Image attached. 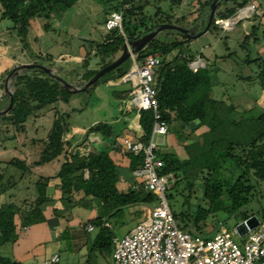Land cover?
Returning <instances> with one entry per match:
<instances>
[{"label": "trees", "instance_id": "trees-1", "mask_svg": "<svg viewBox=\"0 0 264 264\" xmlns=\"http://www.w3.org/2000/svg\"><path fill=\"white\" fill-rule=\"evenodd\" d=\"M110 1L105 0V3ZM114 1L115 10L118 9L119 4L116 0ZM162 1L167 0H156L154 13H148L147 0H124V4H128V7L123 12L122 31L107 30L101 42L89 41L90 44L82 62L77 65L82 69L81 72L77 70V66H73L72 69H62L53 62L47 67L53 68L55 75L63 80L76 81V86L83 85L99 69L119 56L126 40L141 36L159 24L173 23L174 15L170 13L174 6L182 3V0H168L170 3L168 10H163L159 5ZM212 1L200 3L196 10L199 13L195 20L198 25H193L200 26L198 31L203 28L200 22L204 21L205 24L207 21ZM222 1L220 0L219 5ZM248 1L250 0H243L237 4V7L245 6ZM76 2L77 0H0V22L7 19L13 24L10 28L22 38L23 49L29 52L30 27L36 18L42 16L45 19L43 28L49 30L52 27L49 21L50 15L56 11H64ZM219 5L210 27L217 26L214 22L215 18H229L235 11L234 7L218 10ZM110 11H112L110 8L106 10L104 23ZM183 17L181 16L180 19ZM255 27L256 25H253L245 34L243 44L250 40ZM192 39L185 38L178 31L167 30L159 33L136 55V61L140 64L148 55L158 57L159 63L155 68L152 81V86L156 90L158 111L161 119L167 123L168 129L183 135L186 141L183 144L185 158H181L174 152H158V157L164 163L161 172L177 174L185 183L181 192L184 197L182 209L172 211L174 219L181 230L193 235L204 234L208 224L215 225L216 222L222 223L229 219L241 221L253 215H260V219L264 222V109H259L254 115L236 116L240 105L233 101L214 98L211 70L208 65L196 71L188 65L195 56L185 54L184 47L188 46ZM42 55L41 52L35 55L30 52L32 63L41 64L38 59ZM92 55L98 58L96 67H89ZM199 56L202 58L201 54ZM246 61L255 62L257 70L252 77L245 78H252L259 88L264 90V57L261 55L255 58L247 57ZM131 62L132 59L128 58L110 69L83 92L90 91L100 80L107 83L121 79L130 68ZM8 73L10 70L0 74V91H3L5 76ZM11 87L12 107L5 115H0V119L2 122L11 124L16 133L26 131L25 123L30 116L49 106H53L55 110L52 126L46 136L40 140H33V143H41L38 158L31 164H26L25 160L15 157L7 163L21 169L24 175L31 170V167L43 166L62 157L56 177L60 181V200L63 208L59 211L54 208L53 213L56 216H62L63 212L77 205L81 199L101 206L103 213L90 217L83 227L85 229L88 222L94 224L96 234L92 241V250L111 256L112 239L115 234L105 224L115 217L124 218L125 211L130 208L148 206L156 202V195L143 189H130L125 192L118 190L116 182L119 178V166L115 158L107 151V148L96 150L90 147L92 143L88 138L91 134L110 138L120 136L122 131L117 133L112 124L99 121L89 126L85 138L73 146L66 138L69 114L59 112L54 106L59 102L67 103L72 95L70 90H67L57 78L46 74L38 67L23 69L14 77ZM128 93L123 90L113 92L119 99L126 98ZM7 102L6 106L9 105V97ZM130 109L136 108L130 107ZM129 113L130 111L126 108L121 111L123 123L126 122L125 116ZM142 113L145 114L141 120L143 132L137 139L147 142L152 132L154 116L151 110L142 111ZM195 121L196 125L191 127V123ZM174 122L177 125L173 128L171 126ZM198 128H203V131L196 134ZM125 155L129 172L143 162L142 154L125 153ZM225 171L230 174L225 175L223 173ZM4 178L5 173L0 167V193L6 191L3 185ZM49 180L48 176H38L34 182L36 196L33 200L28 201L25 198L17 203L12 200L13 195H9L7 201L0 204V246L15 242L20 228H27L45 221L44 206L53 202L47 190ZM197 181H200L202 195L192 207L191 194L194 192ZM184 191L187 193L184 194ZM79 193L82 198L77 201L75 196ZM225 199L229 201L228 205ZM68 237H70V230L65 227L60 239ZM88 261L89 258L86 262ZM0 264L26 263L0 254Z\"/></svg>", "mask_w": 264, "mask_h": 264}, {"label": "rangeland", "instance_id": "rangeland-1", "mask_svg": "<svg viewBox=\"0 0 264 264\" xmlns=\"http://www.w3.org/2000/svg\"><path fill=\"white\" fill-rule=\"evenodd\" d=\"M147 1L149 3L146 7L147 12L154 13L156 0ZM204 1L207 0H182L179 6H174L172 13L169 12L174 15V19H172L173 23L170 24L191 28L193 24H196L195 20L199 15L196 10L199 8L200 3ZM242 1H222L218 10H223L225 7H234L235 11L230 16L232 17L240 9L237 7V4ZM249 3L256 5V14L252 13L251 17L242 18L229 31H224L212 25L205 33L193 38L189 45L184 47V52L187 55L190 54L196 57L201 54L203 62L211 70L213 97L230 102L233 101L240 105L236 116L241 115L244 117L254 115L259 109H264V90H261L252 78H245L247 76L252 77L257 70L256 63L247 62L246 58H255L257 55L264 57V0H250L246 5ZM115 4L114 0H111L109 3H105V0H77L72 7L64 11L53 12L50 15L49 21L52 27L49 30L43 29L45 20L42 18H39L42 26L38 27L36 25L38 18H36L29 32L30 44L28 48L30 51H25V54L24 50H11L15 55L14 63L2 62L0 74L6 70H10L11 72L15 67L24 63H30V52L34 55L41 52L43 55L38 61L44 66L50 65L53 62L56 66L62 67V69H72L74 66L73 61L67 60L64 54L73 55L82 53L85 55L86 49L90 44L89 41L101 42L103 35L107 32L104 27L105 12L108 8L114 10ZM159 5L163 10H168L170 3L167 0L162 1ZM181 16H184L183 19H180ZM12 25L7 19L0 22V34L7 41L10 37H16L15 33H12V35L10 32H6V27H11ZM253 25H256L254 34L249 41L243 44L245 34L251 30ZM254 37H256L255 40ZM21 47L23 49V44ZM11 51L9 50V56L12 55ZM62 54L64 56L60 57ZM97 61L98 58L92 55L89 67H96ZM76 68L80 72L82 71L80 66ZM21 71L22 69L18 70V72ZM61 75L65 76L63 73ZM13 79L14 77L11 76L7 80L9 91H12L11 83ZM71 82L76 86V81L72 80ZM132 88L130 81L123 82L117 86H111L109 85V81L104 83L100 80L90 91L72 93L67 103L59 102L55 104L54 106L57 107L56 109L59 112L69 114V129L66 133V138L71 141L73 146L79 144L85 138L87 128L99 121L109 122L112 124L115 132L122 131L123 134L132 135L134 138L139 130L143 132L142 126L139 127L138 131H132V120H126L125 123L122 122L121 111L129 107V97ZM118 90H123L125 93L129 92L128 96L124 99L117 98L113 92ZM3 94L5 93L2 92ZM2 103L6 105L7 101ZM3 110L5 109H0V111ZM54 110L53 106H49L30 116L25 123V132L16 133L11 124L2 122L0 119V167L5 173L3 181V185L6 188L5 195L7 198L9 195H13L12 200L17 203L25 198L28 201L33 200L36 196L34 182L38 178V175L54 174L52 167H56L58 170L61 164L62 157L43 166L31 167V170H28L23 175L21 169L7 163L14 157L25 160L26 164H31L38 158L41 143H33V140H40L46 136L52 126ZM128 115L133 118V113L130 112ZM173 135H176V133L164 136L155 135L154 141L157 144L155 152L157 156H159L158 152H161V147H167L169 138ZM93 144L90 146L91 148H93ZM223 173L225 175L230 174L226 171ZM22 175L23 177L21 178ZM8 178L9 184L13 185L15 182V185L10 186L7 182ZM184 184V181L180 180L179 182L167 185L166 197L173 212L182 209L184 197L181 195V192L185 186ZM186 193L184 191V194ZM191 195V205L194 207L202 195L200 181L196 182L194 192ZM225 201L228 205L229 201L227 199ZM80 205H86V202H81ZM155 205L156 202L147 207L152 208ZM93 206L90 208V211L93 210ZM97 208L98 214L103 213L101 206ZM140 208V206H137L134 209H128L125 211L124 218L115 217L111 220L113 222L111 230L116 237L124 235L142 219L144 212ZM63 213L64 215H68V211ZM258 217L261 218L260 215ZM238 221L237 219H229L222 223L216 222L215 225L208 224L204 234L201 236H211L212 234L208 233L214 232L213 230H219L221 227L232 230ZM48 228L45 223H38L29 226L27 229H19L17 240L1 245L0 254L26 264L112 263L111 256L100 254L97 250H92V241L96 230L84 232V228L79 227L73 233V236L70 235V237L64 238L59 242H54L51 231ZM54 251L59 252V261L57 263H46ZM88 258L89 261L87 263Z\"/></svg>", "mask_w": 264, "mask_h": 264}, {"label": "built area", "instance_id": "built-area-1", "mask_svg": "<svg viewBox=\"0 0 264 264\" xmlns=\"http://www.w3.org/2000/svg\"><path fill=\"white\" fill-rule=\"evenodd\" d=\"M118 9L108 13L104 27L106 30L119 29L122 31V16L128 4L124 0H116ZM245 12L239 18L237 16ZM255 4L249 3L241 7L232 17L215 18V24L224 31L231 30L242 18L256 14ZM228 21L231 24H228ZM132 56L129 70L123 76V81H130L129 105L138 111L151 110L154 123L150 138L142 142L131 137H122L115 142L124 153L142 154L143 162L132 171L134 178L127 190L143 189L156 195V205L152 208L145 206L143 217L135 226L121 237H113V251L111 264H264V222L258 217V224L248 228L240 234L237 225L245 220L238 221L229 230L221 227L211 236L203 237L181 230L174 219L171 207L166 197L169 183H175L181 176L171 172H161L164 163L157 156L155 135H167L168 125L161 119L158 111L156 90L152 86L153 75L159 59L156 55H148L143 63L136 61ZM189 67L196 71L204 67L205 63L198 55L188 62ZM91 142H98L93 136ZM120 180V178H119ZM126 190V191H127ZM109 226V224H105ZM95 229L94 224L85 225L87 232ZM59 255H52L46 263H57Z\"/></svg>", "mask_w": 264, "mask_h": 264}, {"label": "crops", "instance_id": "crops-1", "mask_svg": "<svg viewBox=\"0 0 264 264\" xmlns=\"http://www.w3.org/2000/svg\"><path fill=\"white\" fill-rule=\"evenodd\" d=\"M0 11H1V8H0ZM39 18H42V19H44V18L42 16L38 17V22L36 23V25H38V27L39 26L41 27L42 24L40 23L41 21L39 20ZM33 23H35V22H33ZM33 23H32V25H33ZM6 28H7L6 32H10L11 34L15 33L16 37H10V39H8V41H7L0 34V67H2V65H3L2 62L14 63L13 61L15 59V55L12 53L11 50H14V51L24 50V49H21L22 48L21 46L23 44L22 38L16 34L14 29L10 28L9 26ZM9 50L12 53L11 56H9ZM23 52L26 54L25 50ZM64 55H65V57H67V60L73 61L74 66L79 65L82 62V58L84 56V54H82V53L81 54L77 53V54H73V55H69V54L65 53ZM64 55L62 54V55H60V57L64 56ZM29 58H30L29 60L31 61L30 63H32L33 59L31 57H29ZM123 82L124 81H119V80H117V82L109 81V85L117 86ZM70 83H72V82H70ZM128 106L129 107H127L126 109H128L131 113H133V118H131V116L127 114L125 116L126 117L125 120H132V123H131L132 131H138L139 127H141V120L145 117V114L142 113V111H138L137 108L135 110H131L130 107H132V106H130V105H128ZM196 123L197 122L195 121V122L191 123L190 126L193 127L196 125ZM176 125H177V123L174 122L171 127L174 128V126H176ZM202 131H203V128H198L196 130V134H199ZM170 133H174V132L173 131L170 132V128H169L168 134H170ZM141 134H142V131L139 130L138 133H136L135 138L132 135H127V134H123V133L118 137H110V138L103 137L100 134H91L88 138L90 141V138H92L93 136H97L99 138L98 142H91L90 141L91 143H94L93 148H95L96 150H101V149L107 148V151L115 158L116 164L119 166L118 171H119V178H120V180L118 178V180L116 182V186H117L118 190H120V191L125 192L127 190L128 184L131 181H133L134 178L132 176V172H129V170L127 169V159H126L125 153L123 152V150L120 149L119 146H117L115 144V142L122 137H131L133 139H137V137H139ZM185 142H186L185 137L183 135H181V134L173 135V136H171V138H169V144L167 145V147L166 148L161 147V152H174L177 155H179L181 158H185L186 154H185V151L183 149V144ZM62 160H61V162H62ZM52 169H54L53 170L54 174L51 173V175H44V174L38 175V176L50 177L47 190H48V195L53 199V202L46 204L44 206L43 212H44V216H45V221L42 223H45L49 227L48 230L51 231L54 242H57V241L59 242V241H61L60 237H61V233H62L63 228H65V227L69 228L70 235L73 236L74 235L73 233H75L76 230L79 229V227L84 228L83 224L90 217L98 216L100 214L97 213L98 205L94 204V206H93V204L92 203L90 204L88 202V200H85V199L82 200L81 199L82 195L79 193L75 196V198L77 201L79 199H81V200L79 201V203H77V205L73 206L72 208H70L68 210V215L63 214L62 216H56L53 213V209L55 208L58 211L62 210L63 205H62L61 200H60V188H59L60 181H59V178L56 177L57 168L52 167ZM5 201H7V197H6L5 193H0V204L4 203ZM81 202H86V205H80ZM91 205L93 206L92 211H90V208H92ZM140 207H141L140 209L142 211L145 208V206H140ZM130 209H132V208H130ZM107 224H109L110 228L113 226V222L111 220L109 222H107ZM27 228H20V229H27ZM84 232H87V231L84 229ZM54 254H58L59 259H60L59 252L54 251V252H52L51 256Z\"/></svg>", "mask_w": 264, "mask_h": 264}, {"label": "water", "instance_id": "water-1", "mask_svg": "<svg viewBox=\"0 0 264 264\" xmlns=\"http://www.w3.org/2000/svg\"><path fill=\"white\" fill-rule=\"evenodd\" d=\"M223 1H229V0H223ZM220 0H213L210 4V11L207 16V21L204 24V21L200 22V25L203 26V28L197 32L194 30H190L189 28L181 27L176 24H168V23H162L156 26L153 30L148 31L141 36H138L134 39L131 40H126L123 44V50L121 54L110 64L105 65L101 69H99L91 79H89L87 82H85L83 85L80 86H75L72 83L63 80L59 76L55 75L54 69L51 67L44 66L39 63H24L20 66L15 67L10 74H8L7 79L9 76L15 77L18 75V70L19 69H26L28 67H38L41 68L46 74L51 75L52 77L57 78L63 86L67 89L70 90L72 93L80 92L83 91L85 88H87L89 85L94 83L97 79H99L104 73L109 71L110 69H113L114 67L118 66L120 63L123 61L127 60L128 58H132L133 55L137 54L140 50L144 49L147 44L155 37L158 36L159 33L164 32V31H171L175 30L180 32L185 38H196L203 33H205L208 28L211 25V21L213 20V17L215 15V10L216 7L219 5ZM14 74V76H13ZM120 81H123V77L119 79ZM2 92L8 94L9 96V106L3 110L0 111V115H5L12 107L13 104V97H12V92L9 91L8 86H7V80L5 81V86L3 91H0V96L2 95ZM258 224V219L255 215L250 216L245 220V222H241L237 225V230L240 234H244L248 228H253Z\"/></svg>", "mask_w": 264, "mask_h": 264}, {"label": "flooded vegetation", "instance_id": "flooded-vegetation-1", "mask_svg": "<svg viewBox=\"0 0 264 264\" xmlns=\"http://www.w3.org/2000/svg\"><path fill=\"white\" fill-rule=\"evenodd\" d=\"M196 25H198V24H196ZM196 25H193L191 28L189 27V29L190 30H194L195 32H197L198 31V28H200V26H196ZM10 74V73H9ZM9 78H11V76L9 77ZM8 78V79H9ZM7 78H6V76H5V81L6 80H8ZM4 86H5V82H4ZM3 89H4V87H3ZM5 94H3V95H1V98H0V105H1V107H0V109H6L8 106H6L4 103H2V102H4V101H7V98L9 97L8 96V94H6L5 96H4ZM2 96H3V98H2ZM8 103V102H7Z\"/></svg>", "mask_w": 264, "mask_h": 264}, {"label": "bare ground", "instance_id": "bare-ground-1", "mask_svg": "<svg viewBox=\"0 0 264 264\" xmlns=\"http://www.w3.org/2000/svg\"><path fill=\"white\" fill-rule=\"evenodd\" d=\"M245 12L243 11L241 14H239L238 16H237V18H239L241 15H243ZM229 24H231V22L229 23Z\"/></svg>", "mask_w": 264, "mask_h": 264}]
</instances>
